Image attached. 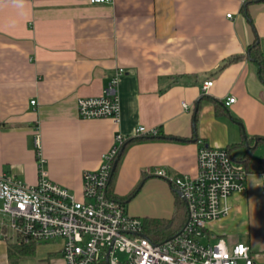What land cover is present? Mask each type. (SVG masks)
<instances>
[{
	"label": "crops",
	"instance_id": "1",
	"mask_svg": "<svg viewBox=\"0 0 264 264\" xmlns=\"http://www.w3.org/2000/svg\"><path fill=\"white\" fill-rule=\"evenodd\" d=\"M248 1L0 0V174L37 183L38 136L50 178L81 198L85 170L121 133L110 194L143 220L171 219L177 188L154 170L195 175L201 141L226 147L248 187L211 229L264 264V80L245 56L254 41L264 55V1ZM118 68L120 122L80 118L77 100L102 94ZM141 125L159 132L137 136ZM31 244L0 233V264H64L60 239Z\"/></svg>",
	"mask_w": 264,
	"mask_h": 264
},
{
	"label": "built area",
	"instance_id": "2",
	"mask_svg": "<svg viewBox=\"0 0 264 264\" xmlns=\"http://www.w3.org/2000/svg\"><path fill=\"white\" fill-rule=\"evenodd\" d=\"M114 72L102 94L77 100L80 118L106 117L120 122L117 85L125 72L122 68ZM212 84V80L204 81L203 91ZM235 101L231 95L225 105ZM30 102L36 104L34 99ZM158 132V128L141 125L136 135L156 136ZM125 141L126 137L117 133L98 169L85 170L79 198L50 178L37 136L38 182L28 184L16 176L0 174V233L19 244L60 239L64 264H257L250 245L240 241L230 244L211 229L213 222L230 213V196L248 187V169L235 161L226 147L201 141L195 175L170 177L163 168L154 170L181 192L187 212L182 228L157 242L145 233L143 219L129 214L126 203L109 192L113 166Z\"/></svg>",
	"mask_w": 264,
	"mask_h": 264
},
{
	"label": "trees",
	"instance_id": "3",
	"mask_svg": "<svg viewBox=\"0 0 264 264\" xmlns=\"http://www.w3.org/2000/svg\"><path fill=\"white\" fill-rule=\"evenodd\" d=\"M251 1L260 2V1H264V0H250L247 2V4ZM243 10H245L244 7H243ZM245 56H247V58L257 62L258 66H259V70H260V76H261L262 80H264V55H263V52L260 48V42L254 41L253 44L249 45L247 50H246ZM241 57H242L241 55L235 56L232 59H229L228 61L237 60ZM153 137H155V136H153ZM125 144H124V146H125ZM123 147H122L121 151L123 150ZM119 154H118V156H119ZM244 159H246V158H244ZM113 174H114V172H113ZM113 174H112V176H113ZM112 176H111V178H112ZM131 195H129V197ZM176 199H177L176 200V206H175V210L173 211V213H174L173 217L171 219L145 218V220H143L144 231L152 240L160 242V240H164V239L174 235L176 232H178L182 228L181 226L185 223L186 218H187L186 204H185L183 198H181L179 195H176ZM121 200L126 203V199L125 200L121 199ZM15 247H16V252H18L20 254H31L34 251V247L32 244L31 245H17Z\"/></svg>",
	"mask_w": 264,
	"mask_h": 264
},
{
	"label": "water",
	"instance_id": "4",
	"mask_svg": "<svg viewBox=\"0 0 264 264\" xmlns=\"http://www.w3.org/2000/svg\"><path fill=\"white\" fill-rule=\"evenodd\" d=\"M115 165H116V161H115V163H114V166H113V171H114V168H115ZM177 194L179 195V196H181V192L177 189Z\"/></svg>",
	"mask_w": 264,
	"mask_h": 264
},
{
	"label": "snow or ice",
	"instance_id": "5",
	"mask_svg": "<svg viewBox=\"0 0 264 264\" xmlns=\"http://www.w3.org/2000/svg\"><path fill=\"white\" fill-rule=\"evenodd\" d=\"M241 251H242V249H241Z\"/></svg>",
	"mask_w": 264,
	"mask_h": 264
}]
</instances>
